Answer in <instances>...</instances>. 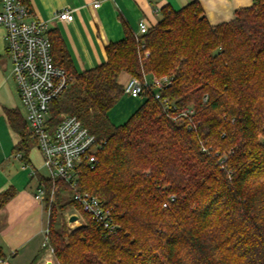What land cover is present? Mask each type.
<instances>
[{
  "label": "trees",
  "instance_id": "1",
  "mask_svg": "<svg viewBox=\"0 0 264 264\" xmlns=\"http://www.w3.org/2000/svg\"><path fill=\"white\" fill-rule=\"evenodd\" d=\"M161 10L145 33L125 23L107 59L83 71L60 31H50L54 58L72 76L51 103L53 124L76 115L96 136L98 162L81 169L79 188L105 200L120 225L108 233L70 184L39 173L49 211L43 248L58 264H264V0L217 24L200 0ZM122 72L169 75L162 96L177 110L193 108L196 126L166 114L151 88L127 121L113 122L109 112L126 93ZM6 114L26 160L36 139L17 110ZM12 195L1 193L0 207ZM66 207L85 222L70 227ZM43 248L29 264H40Z\"/></svg>",
  "mask_w": 264,
  "mask_h": 264
},
{
  "label": "crops",
  "instance_id": "2",
  "mask_svg": "<svg viewBox=\"0 0 264 264\" xmlns=\"http://www.w3.org/2000/svg\"><path fill=\"white\" fill-rule=\"evenodd\" d=\"M191 1L103 0L99 7H94L91 0H27L34 13L44 19L52 18L60 9L73 11L72 21H53L51 29L60 31L78 71L107 59L106 46L124 37L125 23L139 35L141 20H146L151 26L161 18V9L165 5L179 9ZM200 2L210 22L217 24L232 19L238 8L251 5L253 0ZM5 31L4 25L0 24V194L10 188L13 195L0 207V247L6 253V259L0 264H29L47 243L49 211L44 200L36 197L38 188L43 186L38 174L41 173L40 166L44 165L36 157L37 145L32 144L24 160L23 151L16 148L20 135L7 119L8 109L17 110L23 119L25 111L12 75ZM126 107L135 111L131 100ZM48 260L55 264L48 254L42 256L40 264Z\"/></svg>",
  "mask_w": 264,
  "mask_h": 264
},
{
  "label": "built area",
  "instance_id": "3",
  "mask_svg": "<svg viewBox=\"0 0 264 264\" xmlns=\"http://www.w3.org/2000/svg\"><path fill=\"white\" fill-rule=\"evenodd\" d=\"M99 7L103 0H91ZM74 19L71 9L56 11L52 18L36 15L27 0H0V24L4 25L6 48L11 60L12 75L16 81L25 119L40 148L44 165L53 178H62L72 187L73 199L89 213L108 233L119 228L114 209L99 196L79 188L80 171L84 166L94 167L98 162L99 143L96 136L76 115L62 114L54 125L51 103L69 87L72 76L56 62L52 52L50 31L52 22ZM150 28L146 20L139 22V33ZM172 83L169 75H153L151 80L131 75L125 92L142 96L146 88L154 89L163 111L174 120H185L195 127L191 107L177 110L176 103L162 96V89ZM177 110V112H173ZM36 197L45 199V189L38 188ZM53 252V250L51 249Z\"/></svg>",
  "mask_w": 264,
  "mask_h": 264
},
{
  "label": "rangeland",
  "instance_id": "4",
  "mask_svg": "<svg viewBox=\"0 0 264 264\" xmlns=\"http://www.w3.org/2000/svg\"><path fill=\"white\" fill-rule=\"evenodd\" d=\"M128 80H129L128 74L126 72H123L120 76L121 83L125 86L127 84ZM149 80H151L150 76H149ZM128 100L132 101L134 108H135L134 110H136V108L144 101L142 96H138L137 98L134 99V97L130 96L128 93H125L121 97L119 102L111 108L110 113H109V114H111L112 120L116 124L124 123L125 121L128 120V118L133 113L132 109H128V110L126 109L127 108L126 105H127ZM36 145L37 144H35L34 146H36ZM36 149H37L36 157H37L38 161L41 162V164H44V159H43V155L41 153L40 148L38 146H36ZM40 169H41V173L48 175V169L46 168L45 165H41ZM64 195H65L64 197H66V198H67V196H69V194L67 192H65ZM73 213L78 214V219H76L75 221L69 222V217ZM63 216L65 217V220L67 221V223L70 227H75L77 225H80V224L84 223L86 220L79 208L66 207L65 210H63ZM45 249H44L45 251H44L43 255L48 254L50 256V258L52 257V260L55 262V264H58L56 259H55L53 252L51 251V249L50 248H45Z\"/></svg>",
  "mask_w": 264,
  "mask_h": 264
},
{
  "label": "water",
  "instance_id": "5",
  "mask_svg": "<svg viewBox=\"0 0 264 264\" xmlns=\"http://www.w3.org/2000/svg\"><path fill=\"white\" fill-rule=\"evenodd\" d=\"M76 219H78V214L73 213L69 217V222L75 221ZM45 264H53V262L48 260Z\"/></svg>",
  "mask_w": 264,
  "mask_h": 264
}]
</instances>
